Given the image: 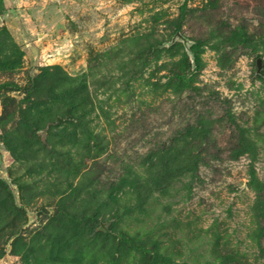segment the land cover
I'll list each match as a JSON object with an SVG mask.
<instances>
[{"label":"rangeland","instance_id":"rangeland-1","mask_svg":"<svg viewBox=\"0 0 264 264\" xmlns=\"http://www.w3.org/2000/svg\"><path fill=\"white\" fill-rule=\"evenodd\" d=\"M0 18V264H264V0Z\"/></svg>","mask_w":264,"mask_h":264},{"label":"water","instance_id":"water-1","mask_svg":"<svg viewBox=\"0 0 264 264\" xmlns=\"http://www.w3.org/2000/svg\"><path fill=\"white\" fill-rule=\"evenodd\" d=\"M0 20H1V18H0ZM177 40L183 41L185 46H186V48L190 51L191 41L185 35H183L180 31L176 32V34L173 36L172 40L168 42V45H172ZM257 67H258L257 73H261L262 68H263V59H262V57H258L257 58ZM102 227L106 228L107 224L103 223Z\"/></svg>","mask_w":264,"mask_h":264}]
</instances>
